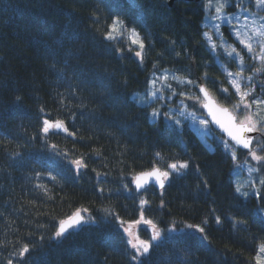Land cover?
I'll use <instances>...</instances> for the list:
<instances>
[{
    "label": "trees",
    "instance_id": "1",
    "mask_svg": "<svg viewBox=\"0 0 264 264\" xmlns=\"http://www.w3.org/2000/svg\"><path fill=\"white\" fill-rule=\"evenodd\" d=\"M208 4L0 0V264L23 244L30 248L25 264H129L126 234L113 217L101 219L102 209H112L125 221L138 218V197L115 191L121 189V179L134 189L130 181L136 174L154 166L163 170L176 160H190L189 169L173 174L162 193L154 187L146 192L150 206L145 217L157 225L161 239L153 242L145 264H256L264 243V188L255 198L249 184L243 188L249 192L244 198L235 192L234 181L246 174L248 157L237 149L233 160L210 124L202 130L197 122L205 113L192 101L184 102V116L177 111L181 102L174 103L172 120L154 119L150 113L159 105L142 103L146 89H151L154 64L161 69L156 76L167 69L180 80L204 83L222 105L231 108L237 101L235 95L226 100L217 89L233 91L222 65L236 71L225 53L242 48L223 24L222 36L216 38L209 25L215 8ZM95 16L101 23L93 22ZM115 16L144 39L143 64L127 52V47L136 49L126 39H102ZM212 44L218 47L215 51ZM117 47L125 49L123 57ZM205 72L209 79L200 81ZM170 82L178 92L183 88L201 96L195 88ZM41 107L76 132L75 137L50 135L48 144L68 153V159L83 155L88 169L81 176L74 174L68 159L45 146L39 135ZM73 114L74 121L69 119ZM96 172L107 176L97 178ZM202 180L208 181V188ZM41 184L49 191L39 188ZM98 187L105 189L104 195H98ZM254 187L261 186L257 182ZM81 208L89 210L86 219L90 214L97 222L53 239L58 221ZM215 216L221 223H215ZM187 225L204 227L210 245L202 239L205 233ZM142 226L140 236L149 239L151 227Z\"/></svg>",
    "mask_w": 264,
    "mask_h": 264
},
{
    "label": "snow or ice",
    "instance_id": "2",
    "mask_svg": "<svg viewBox=\"0 0 264 264\" xmlns=\"http://www.w3.org/2000/svg\"><path fill=\"white\" fill-rule=\"evenodd\" d=\"M255 4L260 8H264V0H255ZM208 7L209 9L213 7L211 0H209ZM224 7V3H220L219 6L215 7V12L218 14L216 18L221 21L230 22L229 17L219 15L223 11ZM245 19L247 18L245 17ZM93 22L97 24L101 23L98 16L93 18ZM251 30L256 38L255 46L252 42L253 36H246V34L242 33L239 29H233L234 34L238 39V43L243 46L244 50H246V54L249 59L259 61L262 65V67L259 68L254 67V71L260 73L264 71V23L256 26V22L253 21V27ZM205 35L207 34L205 33ZM242 36H245L246 38H241ZM102 39L104 41L114 43L123 42L126 39L128 44L135 46L136 49L134 50L133 47H127V52L134 54V56L138 58V62L143 64L146 48L144 39L135 28H129L118 16H115L112 19V22L107 25L106 31L102 34ZM172 43L175 42L173 41ZM216 47V44H212L211 50L215 51ZM116 51L123 57L125 49L117 47ZM179 55L180 54L177 53V56ZM228 56L232 59L239 60L240 70L237 72L227 73V80L230 87L233 89L232 92H230L227 87H219L217 90L224 95L226 100L229 101H231V97L234 95L239 97V99L232 104L231 109L218 104V102L210 95L209 89L202 82H194L193 80L186 78L180 80L175 74H170L167 69L162 70V74L160 76H156L155 72H161V69H159L155 64L153 65L155 71L153 73V77L150 79L151 89H146L145 98L142 103L148 107H151L153 104L159 105L158 108H153L150 113L154 119L163 117L165 119L172 120L173 116L170 115L169 112L173 104L177 101L181 102L180 104H177V111L180 116H184L185 114L182 107H188L187 103H184L185 101H192L194 106L198 105L200 108L206 109L207 115L211 117V122L218 125L223 133H226L227 139L222 137L221 141L225 150L229 151L231 158L236 160L237 149L245 150V158L251 157V159L256 161L258 165V167L250 168V173L253 171L259 173L262 169H264V154H258V152L264 153V143L256 141V146L254 147L253 143L254 140H256V137L251 134L259 133L264 136V116L260 115V112L264 111V98H259L254 95V86L252 84L253 77L250 75H244V56L241 55L235 47L228 52ZM170 79L177 81L178 85H186L189 86V88H195L202 94V97L199 95H193L190 91H186L183 88H181L178 92L175 88H173ZM208 79V73L205 72L204 76L200 78V81H207ZM158 81L160 82L159 88H157ZM245 81H247L246 86L244 83ZM212 82L216 83L215 80ZM245 87L247 90H245ZM262 87H264V84H262ZM254 107L257 109L256 111H253ZM161 109H168V111H161ZM40 113L42 114V118L39 135L45 141V146L53 149L56 155H60L65 159H68L69 154L60 151L58 146L55 144L49 145L48 138L50 135H55L59 132H64L69 136L75 137L76 132H70L64 119L52 118L50 113H46L43 107L40 108ZM192 115L193 118H195V113ZM69 119L74 121L75 115L73 114L69 116ZM174 122L177 125L181 124L179 119H175ZM199 123L204 126H208L209 120L203 118L200 119ZM32 139H35V137H32ZM16 155L19 154L17 153ZM156 155L159 156L160 153H156ZM68 163L73 167L74 174L77 177L84 174L88 169V164L85 162L83 155L76 159H68ZM190 164V160H176L175 162L169 163L163 170L154 166L150 171H142L136 174L130 181V183L135 185L134 189L129 188L128 183H124L121 179V189H117L115 191H127L129 193H133L134 198L138 197V218L131 221H125L112 209H102L104 216L101 219L107 222V217H113L118 222L123 233L126 234V244L131 249L128 253L129 264H145L146 258L149 256L150 250L153 247V242L161 239V233L157 230V225L152 219L145 217V209L150 206V201L146 198V192L150 190L149 186L158 185V188L162 193L166 184L170 183L173 174L183 175L189 169ZM92 171L95 172L96 170L92 169ZM36 175L39 176L40 173L38 172ZM48 175L53 181L57 179V177L52 175L50 172ZM96 176L97 178L101 176L106 177L107 173L96 172ZM201 182L205 188H208L207 180H202ZM257 182L261 186L260 188L254 187ZM38 187L43 189L45 192L49 191L43 184L38 185ZM250 187H252L251 194L255 198H260L261 188H264V177H259L258 181L252 180ZM112 191L113 190L109 189V194H111ZM97 192L98 195H104L105 189L103 187H98ZM235 192L244 198L249 196V192L247 190H243L240 185H236ZM160 207H163V201H161ZM213 211L215 210L213 209ZM261 212H264V209H262ZM84 213H89V210L87 208L77 209L66 219L59 220L52 238L61 239L65 237L70 229L78 228L83 224L97 222L95 217H91L90 214L89 218L86 219ZM214 220L217 224L221 223L219 216H215ZM202 223L207 225V219H205ZM142 224L150 226L152 229L149 239H141L138 231H136L138 226ZM125 225L127 226L125 227ZM187 227L195 228L198 232L205 233V228L200 225H187ZM43 239L44 237L41 236L40 240L42 241ZM202 239L210 245L211 242L208 240L206 233ZM29 251V245L23 244L19 249H16L14 253L11 254V257L6 261V264H13V258L17 260V264H25L24 257L27 253H29ZM255 261L256 264H264V243L259 245ZM189 264H191V262H189Z\"/></svg>",
    "mask_w": 264,
    "mask_h": 264
},
{
    "label": "rangeland",
    "instance_id": "3",
    "mask_svg": "<svg viewBox=\"0 0 264 264\" xmlns=\"http://www.w3.org/2000/svg\"><path fill=\"white\" fill-rule=\"evenodd\" d=\"M215 1H216V3L214 2L212 4L214 8L216 6H219L220 3H224V5H225V7L223 8V11L219 15L220 16H227L230 18V22L229 21H221L220 19L216 18V16L218 14L215 12V10L213 12H211L212 17H211V20L209 21V25L213 29V33L216 36V38H219L220 36H222V30L220 28H221V25L223 24V25H225L224 27L235 37V39L237 41H238V39H237L236 35L234 34L233 29H239L242 33L246 34V36H253L252 42L255 46V39L256 38L254 37L251 29L253 27V21L256 22V26H259V24L264 23V19H262V18H264V8H260V7L256 6L255 0H251V3L247 2V4L244 1H243V4L240 3V0H215ZM229 5L231 7V11L226 12V6H229ZM245 17L247 19H245ZM241 38H246V37L242 36ZM238 45H239L238 47H240L242 49H238L237 51H239L240 54L242 53L244 56V65H243L244 75L245 76L250 75L253 77L252 84L254 86V95H256L259 98H264V87H262V84H264V71H262L260 73H257L254 71V67L259 68V67H262V65L260 64L259 61L250 60L248 55L246 54V50L243 49V46L241 44H238ZM232 48L233 47H231V49ZM223 49H224V45L222 44L221 45L222 53H220V54L225 53V50H223ZM225 54L227 55V58H228L227 61L229 63H235V66H236V71H233V69H231L230 66L227 67V64H225V65L221 64L222 66L226 67L225 68L226 70L223 68L222 69L224 72V78L227 80V73L228 72H237L238 69L240 70V63H239L238 59H232L228 56V53H225ZM220 68L221 67H219V69ZM227 82H228V80H227ZM244 83L246 86L247 81H245ZM245 90H247L246 87H245ZM235 97H237L239 99L238 96H235ZM256 110L257 109H255V107H254L253 111H256ZM260 115L264 116V111H261ZM197 123H199V121ZM199 125H200L202 130H206L208 127V126H204L200 123H199ZM217 137H218V142H220L222 144V141H221L222 137H220V136H217ZM256 141L264 143L263 136L260 135V137ZM222 146H223V144H222ZM223 148H224V146H223ZM227 152H229V151H227ZM258 154H264V153L258 152ZM236 160H237V158H236ZM246 160H247V162H245V163H247V164H244L245 165L244 167L246 169L245 170L246 172H244V173H246V174H244V176L235 178V180H234L235 184L240 185L242 187V189L245 188V186L249 185L252 180H255L254 178H259L262 175H264V172H263L264 169H262L259 173L255 172V171L250 173L249 169L258 167V165H257L256 161L251 159V157H248V159H246ZM126 226L127 225H125V227ZM142 227L143 226L140 225L136 229V231H138L139 236H140V231H141ZM140 238L143 239L141 236H140Z\"/></svg>",
    "mask_w": 264,
    "mask_h": 264
},
{
    "label": "water",
    "instance_id": "4",
    "mask_svg": "<svg viewBox=\"0 0 264 264\" xmlns=\"http://www.w3.org/2000/svg\"><path fill=\"white\" fill-rule=\"evenodd\" d=\"M200 1H202V0H168V4L170 5V6H172L174 3H176V2H200ZM210 92V91H209ZM201 94V93H200ZM210 95L212 96V94L210 93ZM201 96H202V94H201ZM213 97V96H212ZM214 98V97H213ZM215 99V98H214ZM219 104V103H218ZM220 105H222V104H220ZM222 106H224V105H222ZM224 107H227V106H224ZM228 108V107H227ZM230 109V108H229ZM204 110V112H205V114H206V117H207V119L209 120V122H210V124L212 125V127L217 131V132H219L225 139H227V136H226V133H223V131L219 128V126L218 125H215L214 123H212L211 122V117L210 116H208L207 115V110L206 109H203ZM67 126V125H66ZM59 134H61V135H65V136H69L67 133H64V132H59ZM251 135H254L256 138L258 137V135H259V133H253V134H251ZM240 150V149H239ZM243 151H245V150H243ZM150 171V170H149ZM167 185V184H166ZM132 186L135 188V185L132 183ZM151 186H153V185H150L149 187H151ZM153 187H155L157 190H159V188H158V185L157 186H153ZM165 188H166V186H165ZM165 190V189H164ZM163 190V191H164ZM160 191V190H159ZM161 192V191H160ZM82 226V225H81ZM80 226V227H81ZM80 227H78V228H80ZM78 228H73V229H78ZM73 229H70L69 231H71V230H73Z\"/></svg>",
    "mask_w": 264,
    "mask_h": 264
}]
</instances>
